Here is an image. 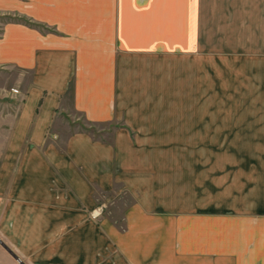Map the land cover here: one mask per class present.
Returning a JSON list of instances; mask_svg holds the SVG:
<instances>
[{
    "label": "crops",
    "instance_id": "1",
    "mask_svg": "<svg viewBox=\"0 0 264 264\" xmlns=\"http://www.w3.org/2000/svg\"><path fill=\"white\" fill-rule=\"evenodd\" d=\"M0 11V264H264V0Z\"/></svg>",
    "mask_w": 264,
    "mask_h": 264
},
{
    "label": "rangeland",
    "instance_id": "2",
    "mask_svg": "<svg viewBox=\"0 0 264 264\" xmlns=\"http://www.w3.org/2000/svg\"><path fill=\"white\" fill-rule=\"evenodd\" d=\"M20 22L25 21L23 18L19 17L17 14L12 13H6L0 11V33L2 31V27L4 23L7 22ZM13 76V72L9 69H5L0 66V120L1 116L5 112V106L13 105L12 99L6 95L7 91H11V78ZM74 119L71 121L69 119L70 124V130H82L85 129L88 130L94 137L103 138L105 137V133L107 131H111L112 127H114L116 124L113 122L109 125L107 124H95V125H89L87 122L83 120V118L78 115L77 113L74 114ZM91 212V211H90Z\"/></svg>",
    "mask_w": 264,
    "mask_h": 264
},
{
    "label": "built area",
    "instance_id": "3",
    "mask_svg": "<svg viewBox=\"0 0 264 264\" xmlns=\"http://www.w3.org/2000/svg\"><path fill=\"white\" fill-rule=\"evenodd\" d=\"M11 92L12 93H18V89L17 88H11ZM103 208H104V204H99L96 208L91 210V212L89 213L90 217L93 219H97L101 215Z\"/></svg>",
    "mask_w": 264,
    "mask_h": 264
},
{
    "label": "trees",
    "instance_id": "4",
    "mask_svg": "<svg viewBox=\"0 0 264 264\" xmlns=\"http://www.w3.org/2000/svg\"><path fill=\"white\" fill-rule=\"evenodd\" d=\"M30 24V22H28Z\"/></svg>",
    "mask_w": 264,
    "mask_h": 264
}]
</instances>
